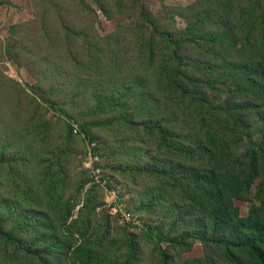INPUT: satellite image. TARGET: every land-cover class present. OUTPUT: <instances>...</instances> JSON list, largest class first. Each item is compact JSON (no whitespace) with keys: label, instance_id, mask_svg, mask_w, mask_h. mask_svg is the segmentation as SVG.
Segmentation results:
<instances>
[{"label":"rangeland","instance_id":"1","mask_svg":"<svg viewBox=\"0 0 264 264\" xmlns=\"http://www.w3.org/2000/svg\"><path fill=\"white\" fill-rule=\"evenodd\" d=\"M0 3V220L12 234L0 237V264H251L210 244L188 251L195 223L183 201L201 200L206 171L233 178L249 139L264 144V0ZM172 76L216 109L209 128L219 141L190 144L221 160L157 156L145 124L171 117L182 134L206 109L175 113ZM235 119L241 144L223 128ZM173 163L188 180L156 172ZM246 199L234 203L244 218L252 211L249 242L264 236L262 177Z\"/></svg>","mask_w":264,"mask_h":264},{"label":"trees","instance_id":"2","mask_svg":"<svg viewBox=\"0 0 264 264\" xmlns=\"http://www.w3.org/2000/svg\"><path fill=\"white\" fill-rule=\"evenodd\" d=\"M60 21L63 23H61V26L65 27L67 24V17L60 16ZM192 27L193 26H191V28ZM191 28L189 26L188 30ZM167 37L170 38V36ZM179 46L180 44L178 43V47ZM175 65L177 70L185 66V60L181 53L176 55ZM195 81L198 82L197 80ZM190 82H193L191 78ZM170 84L174 89V96L170 94L169 96L170 99L174 101L173 104L176 105V107H174L175 113L179 106H184L185 103H190L192 108L203 105L207 110L201 108L198 121L196 124H193V129L188 131L187 128L182 134H179L178 129H175L171 125V117L159 118L155 120L156 122L153 121V119L145 124L144 126L150 131L153 138H156V142L159 145L158 149L160 153H157V156L165 154L166 156L169 155L172 156L173 159L178 160V155H181L190 160L194 157L201 158L206 153V155L211 156L215 162L221 160L220 155L215 152L214 147L208 148L205 152V149H203V152H200L190 144L192 140L200 144L204 139H206L209 144H215L219 141L216 135L211 134L213 129L209 128L211 120L216 117L214 113L216 109L210 107L208 97L206 96L203 103H197L196 96L191 94L188 89L185 90L183 84H181L177 77L172 76ZM169 106L171 105L169 104ZM228 125L229 126L225 124L223 127L226 134H236V143L241 144L245 140L244 133L240 132L244 129L243 120L235 119L233 122H229ZM69 129L72 133L73 129L71 126ZM82 129L83 131L86 130L85 126H82ZM196 131L199 132L201 136L196 135ZM155 135H158V137H155ZM79 136L83 137L85 135L82 133ZM86 138L91 142L95 141L88 137ZM159 138L161 139L160 141ZM232 148L230 144L229 151ZM96 149H99V147ZM166 149L167 152L164 153L163 150ZM235 157L237 159V156ZM245 159L247 162L242 163L237 174L233 178L231 176L233 171L225 175H220V173L216 171H206L201 179H197V182L202 184L201 191L204 193L201 200L195 203L194 199L192 203H187V200L183 201V205L187 204V217H189L190 220L193 219V223H195L193 230L189 233L187 238V243L191 242L187 244L188 251H191L193 246L197 243L202 245L208 244V246L210 244L214 251H224L226 254L231 253L237 258L235 260L236 262L240 261L237 256L241 254L251 259V264H264V236L258 239H252L249 242L243 241L245 237L243 229L253 221L252 211L248 218H244L240 215V211L234 203L235 199L247 200V193L258 178L262 177V183L264 184V167L261 172L259 170V164H264V144L258 145L249 139V147ZM170 169L171 170L160 168L156 169V172L162 178H169L170 180L173 179L177 181L179 177L176 176L175 170H178L181 171L182 178L188 180L189 174L178 164L173 163ZM147 170L148 168L144 167L142 171ZM197 173L201 175L200 171H197ZM202 179H204V181ZM169 182L171 184V181ZM187 185L189 186L191 184ZM0 237L6 242L12 240V234L3 229L1 220ZM178 241L181 245H185L184 241L182 242L180 239ZM128 263H131V258H128L127 264Z\"/></svg>","mask_w":264,"mask_h":264},{"label":"built area","instance_id":"3","mask_svg":"<svg viewBox=\"0 0 264 264\" xmlns=\"http://www.w3.org/2000/svg\"><path fill=\"white\" fill-rule=\"evenodd\" d=\"M75 132L78 133V129H75ZM89 157H90L89 158L90 161L97 160V157H92V154L91 153H89ZM93 173H94V175H98V174L102 173V169H99V168L98 169H95V170H93Z\"/></svg>","mask_w":264,"mask_h":264}]
</instances>
